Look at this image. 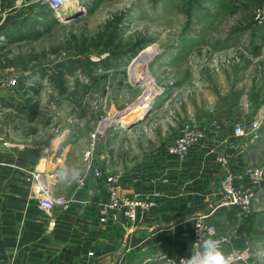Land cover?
Wrapping results in <instances>:
<instances>
[{"label":"rangeland","instance_id":"1","mask_svg":"<svg viewBox=\"0 0 264 264\" xmlns=\"http://www.w3.org/2000/svg\"><path fill=\"white\" fill-rule=\"evenodd\" d=\"M75 4L71 10L63 5L54 11L44 0H0V59L5 65L19 58L37 59L28 63L21 78L25 89H34L32 101L22 99V111L36 104L34 122L21 113L24 129L34 127L41 138H71L73 155L84 150L86 139L89 142L100 126L93 159L107 154L112 168L119 157L129 160L145 147L137 145L136 138L152 136L157 142L161 131L171 143L187 122L206 126L207 136L209 129H222L213 115L221 108L235 106L232 127L248 124L264 109V0ZM144 49L146 54L131 68ZM76 60L82 68L71 65ZM8 68L7 82L21 72ZM14 87H2L1 94ZM70 92L74 96L69 97ZM170 97L172 102L163 103ZM161 105L166 111L158 113ZM140 107L146 114L133 121ZM213 122L220 128L212 127ZM48 124L50 130H44ZM260 128L264 134V120ZM262 150L257 160L252 159L253 166L264 167V145ZM261 202V233L253 238L258 246L244 242L236 248L252 251L251 264H259L254 255L264 251V197Z\"/></svg>","mask_w":264,"mask_h":264},{"label":"crops","instance_id":"2","mask_svg":"<svg viewBox=\"0 0 264 264\" xmlns=\"http://www.w3.org/2000/svg\"><path fill=\"white\" fill-rule=\"evenodd\" d=\"M12 66L0 59V83L7 81L5 76ZM23 94L22 89L14 87L0 95V264H171L167 257L191 253L193 222L198 215H206L217 234L231 238L223 246L226 252L245 243L258 246L253 238L261 233L257 226L264 186L255 187L260 200L255 202L249 218L240 219L236 210L220 204L219 181L225 168L215 157L230 151L228 168L238 171L253 166L252 159H258L264 145L263 130H258L253 139L232 134L230 124L236 119L235 106L229 105L213 114L222 123V129H209L206 139L184 158L166 153L169 138L159 131L157 142L152 136L140 137L143 142L134 139L137 145L145 147L134 152L132 160L119 157L115 167L107 166L109 155L96 154L94 166L102 173L97 178L85 172L83 150L71 155V138L64 142L49 135L41 138V131L34 127L30 131L24 129ZM25 96L32 97L30 90ZM166 101L172 102V98H165L163 103ZM162 105L156 110L158 113L166 111ZM25 113L34 122L36 116ZM44 130L49 131L50 124ZM153 144L159 148L153 151ZM87 145L88 138L85 148ZM230 145L235 148L230 149ZM73 161L86 176L83 187L57 180L58 168L74 165ZM32 172L52 176L54 195L71 200L67 209L40 210L29 184ZM115 173L121 178L117 191L121 196L133 192L146 196L161 194L155 210L139 214L132 231L124 230L119 218L106 223L98 220V205L108 195L104 177Z\"/></svg>","mask_w":264,"mask_h":264},{"label":"built area","instance_id":"3","mask_svg":"<svg viewBox=\"0 0 264 264\" xmlns=\"http://www.w3.org/2000/svg\"><path fill=\"white\" fill-rule=\"evenodd\" d=\"M54 11L63 6L68 0H44ZM16 79V78H15ZM12 78L4 85L0 86V95L2 87H13L16 80ZM264 120V109H261L257 118L248 124L238 123L232 129V134L235 137L243 138L250 137L253 139ZM212 127L219 129L218 122L211 123ZM100 126L91 134L88 145L83 150L82 160L85 167V172L92 173L94 177L101 178V171L94 166V151L96 143L99 140L97 135ZM206 137L205 129L191 122L184 123L174 140L167 146L166 152L169 155L184 158L188 152L199 145ZM230 149H234V145H230ZM231 160L230 151L225 154L217 155L215 161L225 168L224 174L219 181L220 204L229 209L237 211V216L240 219L249 218L254 210V204L258 200V190L264 183V167L263 166H248L238 171H232L228 168ZM29 179V184L33 189L34 196L38 201L40 210H49L54 207L67 209L71 200L65 197L55 196L53 192V184L51 175L42 172H32ZM119 176L109 174L104 177L103 184L107 195L104 203L98 205V220L101 223L115 221L120 219L121 226L126 231H132L134 224L138 219L139 214H148L153 212L157 207L158 200L161 197L159 192H154L151 195H145L139 192H133L129 195L121 196L118 194ZM86 176L84 175L83 183L77 184L78 187L85 185ZM248 182L247 185L238 186L239 183ZM206 238L219 239L222 242V247L230 243L231 238L227 235L217 234L216 228L207 220L206 215H198L194 217L193 234L191 240V253L189 255L177 256L174 258L167 257V261L171 263L174 260L179 264L181 258H190L192 252L197 250L200 241ZM228 253L232 254L236 264H251L248 260L251 255L249 248L242 249L230 248Z\"/></svg>","mask_w":264,"mask_h":264},{"label":"clouds","instance_id":"4","mask_svg":"<svg viewBox=\"0 0 264 264\" xmlns=\"http://www.w3.org/2000/svg\"><path fill=\"white\" fill-rule=\"evenodd\" d=\"M56 177L61 184H82L84 172L77 165H64L58 168ZM255 256L259 264H264V251H257ZM171 264L176 262L171 260ZM179 264H236V262L233 255L223 249L219 239L206 238L200 241L190 258H181Z\"/></svg>","mask_w":264,"mask_h":264},{"label":"trees","instance_id":"5","mask_svg":"<svg viewBox=\"0 0 264 264\" xmlns=\"http://www.w3.org/2000/svg\"><path fill=\"white\" fill-rule=\"evenodd\" d=\"M48 13V12H47ZM37 59L36 58H34L33 56H30V58H28V59H23V58H19V60H17V61H15V63H12L11 61H9V62H6L8 65H14L18 70H21V72L18 74V77L16 78V88H19V89H22V92H24V98H23V101H25V102H30V101H32V100H30L31 98L30 97H27V96H25L26 94H27V92H28V90H30V89H25V86H24V82H23V80L21 79V78H23L24 77V74L27 72V67H28V63L30 62V63H32V62H34V61H36ZM2 62H5V61H2ZM71 65H75V66H77V67H81L82 68V63H81V61H79V60H76V61H71ZM69 66V65H68ZM67 66V68H66V70L67 71H69V67ZM59 67H62L63 68V64H59ZM42 70V69H41ZM40 70V71H41ZM23 71V72H22ZM22 73V74H21ZM62 74V73H61ZM62 83H64L63 82V80H62V78H61V80H60V84H62ZM60 84H58V87H59V85ZM54 87L56 88L57 86H56V84L54 85ZM34 89H32V90H30V91H33ZM57 90H58V92L60 93V94H62L61 92L62 91H60L59 90V88H57ZM68 96L69 97H72V96H74V92H70V93H68ZM13 99V98H12ZM18 104H19V102H18ZM36 104H33V103H30L29 104V107H28V109H30L28 112H29V114H34V113H36V108L34 107ZM35 108V109H34Z\"/></svg>","mask_w":264,"mask_h":264},{"label":"bare ground","instance_id":"6","mask_svg":"<svg viewBox=\"0 0 264 264\" xmlns=\"http://www.w3.org/2000/svg\"><path fill=\"white\" fill-rule=\"evenodd\" d=\"M73 5H76L75 4V0H68L65 4H64V7H65V11L66 10H71V9H73L75 6H73ZM148 51V49H144V50H142V51H140V53L137 55V57L135 58V60H133V62H132V64H131V67H132V65H135L137 62H138V60H140V58L142 57V56H144L145 54H146V52ZM147 76V75H146ZM146 107V106H145ZM145 107H140V109H139V111L141 110V114H138L136 117H133L132 119H133V121H135V120H137L138 118H141L144 114H146L144 111L146 110L145 109ZM134 118H135V120H134Z\"/></svg>","mask_w":264,"mask_h":264}]
</instances>
